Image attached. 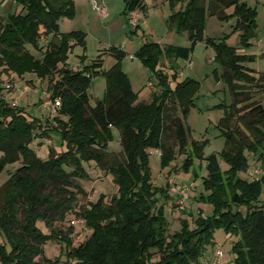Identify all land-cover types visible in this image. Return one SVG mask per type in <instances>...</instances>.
<instances>
[{
  "label": "trees",
  "instance_id": "obj_1",
  "mask_svg": "<svg viewBox=\"0 0 264 264\" xmlns=\"http://www.w3.org/2000/svg\"><path fill=\"white\" fill-rule=\"evenodd\" d=\"M12 1L21 10L0 22V70L50 78V98L60 103L53 130L60 134L65 148L59 153L51 150L45 160L38 158L30 144L40 128L39 119L29 120L24 108L0 96V173L6 166L20 163L0 186V234L9 247L0 246L1 263L200 264L208 247L214 245V232L222 229L236 237L231 264H264V173L253 181L241 176L248 168L247 155L257 156L264 168V105L250 91V87L264 86V72L256 73L248 66L255 55L238 51L252 46L256 7L249 0H188L183 5V0H168V29L187 32L190 46L148 42L137 50L134 56L156 78L159 88L144 102L138 101V93L122 69L126 55L122 49L106 51L115 59L108 69L102 66L103 53L81 69L67 66L74 46L85 49L86 44V33L59 29L60 19L74 18V0ZM124 5L127 16L144 9L143 0H124ZM228 8H232L229 15ZM208 16L234 17L231 33L218 42L205 38ZM236 33L239 47L228 45L230 35ZM41 37L46 38L45 45H41ZM200 42L213 47L214 62L221 69L219 76L218 68L214 73L231 95L218 124L224 147L219 157L211 154L205 158L202 186L208 196L202 194L199 199L212 205V215L190 213V221L181 219L179 230L169 233L159 195L165 201L170 196L167 187L152 184L149 151H161V168L174 160L175 150L185 155L184 172L194 166L193 157L201 155L206 141L192 139L186 124L200 84L191 77L177 81L176 64L188 59ZM28 46L41 57H35ZM80 58L83 63L85 55ZM97 76L105 79V89L92 106L89 88ZM113 127L119 130V153L107 149ZM41 131L47 135L46 129ZM219 159L228 166L226 170L221 169ZM84 162H94L112 175L117 192L109 202L101 195L75 211L78 195L85 194L79 181L87 177ZM69 213L90 231L77 247L72 245L74 226H60ZM49 240L64 245L65 261L43 256Z\"/></svg>",
  "mask_w": 264,
  "mask_h": 264
},
{
  "label": "rangeland",
  "instance_id": "obj_2",
  "mask_svg": "<svg viewBox=\"0 0 264 264\" xmlns=\"http://www.w3.org/2000/svg\"><path fill=\"white\" fill-rule=\"evenodd\" d=\"M75 1L77 5L74 20L60 19L58 22L60 31H82L86 33V44L85 49L81 46H74L72 52L68 54L67 66L74 70L81 69L83 65H90L100 53H103L102 66L104 69H108L114 64L115 59L106 51L110 47L122 49L126 54L122 61V69L127 73L135 90H140L138 100L148 102L150 94L157 93L159 88L156 78H150L151 73L134 56L137 50L148 42H155L161 46H190L187 32L177 33L168 29L167 18L171 14L169 1L143 0L144 9L136 10L139 19H137L136 14L127 16L123 13L124 0H86L87 4L84 2L85 0ZM93 1L96 2V5H103L106 8L107 16L100 17V14L94 8ZM187 1L183 0L182 5ZM249 2L251 6L256 7L258 12L256 36L250 48L239 50L256 56L255 61L248 63V66L259 73L264 72V0H249ZM14 5L15 3L13 4L11 1L0 0V22L8 14L17 13ZM231 12L232 8L226 9V14L229 15ZM134 18L136 24L132 25L130 20ZM235 21L234 17L219 19L217 16H208L204 29L205 38L218 42L226 34L231 33ZM40 40L41 45H45L46 38L41 37ZM227 44L239 47L237 35H230ZM28 49L35 57H41L40 52L30 46H28ZM82 55H85L83 63H81L80 58ZM166 62L163 60L164 64ZM176 64L178 66L177 81H181L185 77H191L200 84L194 99V105L186 117V124L191 130L192 139L206 141V143L202 148L201 155L193 157L194 166L188 172H184L181 166L185 155L178 154L176 150L174 160L164 168L160 166L159 155L153 150L149 151L152 184L157 187H167L170 196V200L165 201L159 195V201L164 206L169 223V233L179 230L181 219L187 218L190 221V213L195 216L200 212L202 216L212 215V205L199 199L202 194L208 196V192L202 186V179L206 175L205 158L211 154H216L219 157V153L224 147V137L221 136L218 124L226 107L231 102L227 85L220 78H217L214 73V70L218 68L217 73L219 76L221 69L214 62V50L211 45H207L205 42L198 43L188 59H179ZM49 82L50 78L41 79L33 73L19 76L12 72L0 70V96L11 105L24 108L29 120L32 117L40 121V128H36L35 138L30 144V148L34 150L38 158L43 160L48 158L51 150L59 153L65 148L61 145L60 134L53 130L55 127L54 118L58 114L52 111L53 101L48 92ZM146 83L148 85H145ZM104 89L105 79L102 76L92 79L89 88L90 105L94 106L96 101L103 97ZM250 91L253 99L264 105V86L260 88L250 87ZM42 129H46L47 135L41 133ZM190 148L191 143H189ZM107 149L112 153L121 151L119 130L116 127L112 128V139L108 143ZM247 157L248 168L246 172L241 173L242 177L250 178L251 174L259 177L261 174H256L255 171L264 173V168H262L260 161L256 159L257 156L247 155ZM219 164L222 170L228 168L220 159ZM19 165L20 163H13L6 166L4 171L0 173V186L8 180L10 174ZM83 166L87 177L79 181L85 194L78 195V205L75 211L78 210V206H88L90 203L96 202L101 195H103L106 202H109L117 192L112 175L101 170L94 162H84ZM199 167L201 168L200 171H198ZM194 169L198 172L197 177ZM179 187L185 188L187 193V199L182 209L179 205L180 197L175 192ZM69 225L74 226V233L71 238L72 245L77 247L89 237L90 231L81 220L76 218L74 213H69L60 226L66 229ZM38 226L44 233H48L44 224L38 223ZM235 240V236L227 235L222 229H217L214 232V245L208 247L206 253L220 249L223 253V264H231L233 260L231 249ZM2 244L9 248L4 237L0 234V246ZM43 256L51 260L65 261V247L61 243L49 240L43 246ZM0 264H2L1 261Z\"/></svg>",
  "mask_w": 264,
  "mask_h": 264
},
{
  "label": "built area",
  "instance_id": "obj_3",
  "mask_svg": "<svg viewBox=\"0 0 264 264\" xmlns=\"http://www.w3.org/2000/svg\"><path fill=\"white\" fill-rule=\"evenodd\" d=\"M93 5H94V8H96L97 12L100 14V16L104 17L106 15L107 11L103 5L98 6V5H96V2H94V1H93ZM132 15H134V14H132ZM130 22L132 25H135L136 24L135 18L130 20ZM52 103H53V110L52 111L55 113V112H57V110L60 106V103H59L58 99L53 101ZM153 151L155 153H157L159 156L161 155V151L159 149H154ZM255 173L260 174L259 171H255ZM256 179H257V177L251 174L250 180L253 181ZM175 192L177 193L178 197H180L179 205H180V208L182 209L183 204H185V201L187 199L186 189L179 187L176 189ZM222 256H223V253L220 249L212 250L209 253L203 254L201 261H200V264H223Z\"/></svg>",
  "mask_w": 264,
  "mask_h": 264
},
{
  "label": "crops",
  "instance_id": "obj_4",
  "mask_svg": "<svg viewBox=\"0 0 264 264\" xmlns=\"http://www.w3.org/2000/svg\"><path fill=\"white\" fill-rule=\"evenodd\" d=\"M8 1H11L13 4H14V2L12 1V0H8ZM85 3H86V0L84 1ZM87 4V3H86ZM89 4V3H88ZM76 1L74 0V6H75V10H76ZM89 5H91V4H89ZM15 6V10H16V12H19L20 10H21V6L20 5H17V4H15L14 5ZM76 12V11H75ZM106 14H107V12H106ZM131 14H136V16H137V19H139L138 17H139V15L136 13V11H134L133 13H131ZM105 16H107V15H105ZM100 17H102V16H100ZM103 18V17H102ZM74 20V19H73ZM59 29H60V27H59ZM235 35H237V33L235 34ZM124 51V50H123ZM239 52L241 51V50H238ZM132 57V56H131ZM127 74V73H126ZM150 78H152V76L150 77ZM129 80H130V78H129ZM148 83H149V81H148ZM148 83H146L145 85H148ZM130 84H131V87H132V89H133V91L134 92H136V93H140V90H135V88L133 87V85H132V82H131V80H130ZM150 96H151V94H150ZM139 101V100H138ZM141 101H144V100H141ZM144 102H146V101H144Z\"/></svg>",
  "mask_w": 264,
  "mask_h": 264
}]
</instances>
